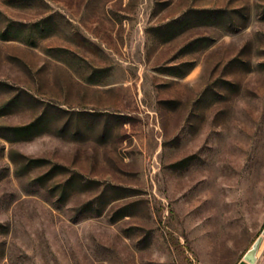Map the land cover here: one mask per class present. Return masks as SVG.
<instances>
[{
	"label": "rangeland",
	"instance_id": "374dc122",
	"mask_svg": "<svg viewBox=\"0 0 264 264\" xmlns=\"http://www.w3.org/2000/svg\"><path fill=\"white\" fill-rule=\"evenodd\" d=\"M263 230L264 0H0V264H238Z\"/></svg>",
	"mask_w": 264,
	"mask_h": 264
},
{
	"label": "water",
	"instance_id": "95a60500",
	"mask_svg": "<svg viewBox=\"0 0 264 264\" xmlns=\"http://www.w3.org/2000/svg\"><path fill=\"white\" fill-rule=\"evenodd\" d=\"M264 240V230L257 240L253 243L252 247L246 252L244 258L238 264H255L258 259V252Z\"/></svg>",
	"mask_w": 264,
	"mask_h": 264
},
{
	"label": "trees",
	"instance_id": "16d2710c",
	"mask_svg": "<svg viewBox=\"0 0 264 264\" xmlns=\"http://www.w3.org/2000/svg\"><path fill=\"white\" fill-rule=\"evenodd\" d=\"M16 130H18L19 128L18 127H15Z\"/></svg>",
	"mask_w": 264,
	"mask_h": 264
}]
</instances>
